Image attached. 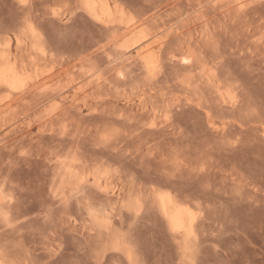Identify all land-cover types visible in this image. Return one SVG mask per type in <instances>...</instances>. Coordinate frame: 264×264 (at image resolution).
<instances>
[{"label":"rangeland","instance_id":"374dc122","mask_svg":"<svg viewBox=\"0 0 264 264\" xmlns=\"http://www.w3.org/2000/svg\"><path fill=\"white\" fill-rule=\"evenodd\" d=\"M78 1L31 0L29 12L57 60L69 65L92 48V64L107 67H101L107 80L90 87L86 100L72 92L50 123L21 124L9 139L0 128V183L13 197L0 206L13 220L4 227L0 216V245L30 264H189L152 202L154 190H169L200 215L193 264H264V0L244 11L232 1L202 9L197 0H116L155 27L172 29L155 79L132 60L111 62L120 53L107 43L122 29L96 21ZM62 5V15H50ZM26 11L0 0V36ZM188 43L213 80L237 96L235 104L225 103L197 64L186 69L172 58ZM116 65L125 67V78ZM39 99L28 96L20 111L38 112ZM110 129H119L116 139L98 143ZM57 156L75 159L87 173L78 181L98 193L97 209L110 227L88 216L77 189L55 196L63 171ZM117 167L118 174H103ZM135 196L145 201L140 212L124 206ZM115 237L123 249L113 246Z\"/></svg>","mask_w":264,"mask_h":264},{"label":"bare ground","instance_id":"6f19581e","mask_svg":"<svg viewBox=\"0 0 264 264\" xmlns=\"http://www.w3.org/2000/svg\"><path fill=\"white\" fill-rule=\"evenodd\" d=\"M13 1H15L24 12L25 9L20 4V0ZM197 1V6L199 5V8L202 9L205 7V4L220 5L232 1L238 10L244 11L250 4L257 0H207L205 3L202 0ZM239 4H244L246 7L240 9L238 7ZM52 8L53 7L50 8V11ZM78 8L83 9L96 21L100 23L103 21L102 24L104 25L113 28L120 27L122 29L121 33H114L111 35V39L107 43L108 47L114 46L120 53L118 54L119 56H110L112 63L120 60L123 64L128 60H132L140 64L148 76L146 61L155 58V60L159 62L160 71L154 77L148 76V78L155 79L158 74H160L168 36L172 29L155 27L153 25V19L150 17H138L133 15L126 10V7L116 0H79ZM202 9L200 11H202ZM29 10L30 8L27 11L25 10L27 16L23 17L21 22L19 20V24L15 23L16 26L13 25L14 28H7L3 32V35L0 36V128H3L4 131L5 129L8 130L5 132L7 137L8 133L12 135L10 132L21 124H26L28 126L31 125L32 122H40L44 125L45 123H50L58 117L62 103L71 97L72 92L84 95L82 98H75L76 101H79V99L86 100L90 87L100 86L107 80V75L101 68L103 67L105 69L107 67L92 64L93 53L89 51L92 48L86 49V52H83V48L81 51L83 53L81 54L79 52L81 56L79 55V57L69 65H65V60H57L50 50L44 30L37 23ZM63 13V10H61V15ZM199 13L202 14V12ZM97 17L99 19H97ZM26 18H30L29 22L40 26L38 31L44 37L43 47L44 51L47 53L46 55L39 52L37 48L33 46L35 43L34 38L30 32L25 31ZM172 58L186 69L193 70L197 64L196 68H200L201 76L205 77L208 81L214 82L216 92L221 98L232 103V101L228 99L229 95H232L235 96L237 100V96L231 90L224 89L218 82L213 80L214 74L211 67L205 63L198 62L197 54L192 43H188L186 46L184 45L182 50H179L178 53H173ZM184 59H189L191 63L184 65ZM117 66L119 65H116V67ZM116 67L114 68L116 69ZM123 69L120 66L116 75L120 77L119 74L123 72L125 78L126 73L124 71L125 69ZM193 77L194 76L187 77L184 79V82L190 84V79ZM30 95L39 96V104H41L39 108L42 107V109L38 110V112L33 111L32 108H29L27 111L25 110V112L20 111L21 104ZM142 102L143 99H141V103ZM53 105H59V108L54 112H50L49 110L53 108ZM36 107L37 105L34 106V108ZM166 114L168 115V113ZM168 120L163 119V122H167ZM151 124L156 125L157 120L154 119ZM1 139H3V136ZM0 144L4 143L0 142ZM56 162L63 167V171L58 180L59 184L54 188L53 192L55 196H60L65 199L68 197L70 191L72 192L77 189L79 184L78 180L88 179V175L83 171H79V164L75 159L57 156ZM94 178L96 182H100L99 177L94 176ZM2 186L3 185L0 183V206L11 203L13 200L11 195L5 194L6 186L4 188ZM164 194L170 195L171 200H161L160 197ZM151 198L152 202L156 204V207L165 219L168 229L174 239L181 241L180 248L183 261L185 260L189 264H193L191 249L197 242L196 227L200 215L198 212H194L187 203L181 202L180 199L169 190H154L151 194ZM136 199H139L141 202L140 212L144 207L145 201L141 196H135L130 201ZM124 206H126V204ZM127 208L130 209L129 207ZM185 210L197 213L194 222L188 215V211ZM0 216L4 227H9V224L13 225V220L9 212H0ZM5 216L8 218L7 223L3 220ZM105 218L109 221V217L103 214H100L97 219L93 220L97 224H100L98 220L102 221ZM192 233L195 235L193 236ZM112 244L117 249L124 248V243L119 237H115ZM128 254L130 255V253ZM0 260H4L6 264H30L24 258L9 255L8 251L1 245Z\"/></svg>","mask_w":264,"mask_h":264},{"label":"snow or ice","instance_id":"6c2138e0","mask_svg":"<svg viewBox=\"0 0 264 264\" xmlns=\"http://www.w3.org/2000/svg\"><path fill=\"white\" fill-rule=\"evenodd\" d=\"M20 4L23 6V8L25 10H28L29 8H31L32 2L31 0H20ZM63 7H67V5H62L60 9L53 7L50 11V15L53 17H59L61 15V10ZM238 7L240 9H243L244 7H246V5L244 4H239ZM97 19H99L97 17ZM30 21V18H26L25 20V24H26V28L25 31L26 32H30L32 37L34 38V47L37 48V50L43 54H47L44 51V47H43V43H44V37L40 34V32L38 31V28L40 27L39 25H35ZM103 21H101L102 23ZM261 41L262 43H264V36L261 37ZM18 42V41H17ZM191 61L189 59H184L183 60V64L184 65H188L190 64ZM146 68H147V73L149 77H154L159 71H160V65L159 62L155 60V58L146 61ZM121 79L124 78V73L121 72L120 74ZM228 99H230L232 101L233 104H235L237 102L236 97L229 95ZM228 101L225 100V103H227ZM59 108V105H53V108L50 109V112H54ZM162 118L164 120H168L169 116L167 114H163L162 113ZM150 127H155V124L150 125ZM119 135V129H110L104 132V134L99 137L98 143H103V144H110L112 141H114L116 139V137ZM21 155H24V153H21ZM198 171H204L203 168H199ZM116 172L117 174L119 173V168H105L103 170V174L105 176L110 175L111 173ZM79 187L77 188V194L83 198L84 201H86L87 204V213L88 216L93 218V219H97L100 216V212L97 209V200L100 198L98 193L96 191H94L92 188L88 187V184L81 180L79 181ZM100 191H104L103 188L100 189ZM161 200H171L170 195L168 194H164L160 197ZM127 207H129L130 209H134L137 212H139L140 208H141V202L139 199H136L134 201H130L126 204ZM188 211V210H185ZM188 215L191 217V220L194 222L197 213L188 211ZM4 222L7 223L8 218L5 216L3 217ZM98 223L101 224L102 227H110V222L105 218L102 221L98 220ZM9 227H12L11 224L8 225ZM173 228H174V224H173ZM192 235L194 236L195 234L192 233ZM131 258V257H130ZM0 264H6V262L4 260H0ZM133 264H135V262H133Z\"/></svg>","mask_w":264,"mask_h":264}]
</instances>
